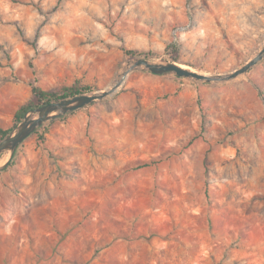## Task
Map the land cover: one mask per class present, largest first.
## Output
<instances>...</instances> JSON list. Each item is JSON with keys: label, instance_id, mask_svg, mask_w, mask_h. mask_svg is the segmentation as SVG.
<instances>
[{"label": "rangeland", "instance_id": "obj_1", "mask_svg": "<svg viewBox=\"0 0 264 264\" xmlns=\"http://www.w3.org/2000/svg\"><path fill=\"white\" fill-rule=\"evenodd\" d=\"M263 44L264 0H0V129L32 86L108 89L124 49L211 76ZM45 125L0 171V264H264V59L133 72Z\"/></svg>", "mask_w": 264, "mask_h": 264}, {"label": "water", "instance_id": "obj_2", "mask_svg": "<svg viewBox=\"0 0 264 264\" xmlns=\"http://www.w3.org/2000/svg\"><path fill=\"white\" fill-rule=\"evenodd\" d=\"M263 59L264 44L252 58L238 69H235L228 74L211 76L191 71L173 61L155 62L149 58H139L129 61L118 74L115 82L108 89L92 94H82L62 99L57 102L47 103L27 112L23 119L16 124L10 133L0 141V171H3L9 165L17 148L46 122L62 117L76 110L103 102L105 99L112 96L121 87L128 75L133 72L145 71L153 75L172 74L177 78L191 79L206 84H224L229 83L240 76L247 75L251 69Z\"/></svg>", "mask_w": 264, "mask_h": 264}, {"label": "trees", "instance_id": "obj_3", "mask_svg": "<svg viewBox=\"0 0 264 264\" xmlns=\"http://www.w3.org/2000/svg\"><path fill=\"white\" fill-rule=\"evenodd\" d=\"M123 53L128 58H136V57H141V56H144L146 58V57L151 56L150 53L142 54V53H138L136 51L129 50V49H124ZM170 60L173 62H177V59H175V57H170ZM88 92H90L89 87L80 86L79 83H77V82L74 83L70 87H63L60 93L49 92V91H45V90L41 89L38 86H32L29 99L26 101L25 104L20 106L14 114V120H13L14 125H13V127L18 122H20L23 119L24 115L27 112H29L30 110L36 109V108H38L44 104H47V103L57 102V101L62 100V99L71 98V97H74L77 95L87 94ZM47 126L48 125L41 127L40 129L36 130L33 134H37L38 137L41 140H43L44 134L47 132ZM11 130H12V128L0 129V141L2 139H4L10 133ZM149 165H150V163H144V164L140 165L138 168H144V167H147Z\"/></svg>", "mask_w": 264, "mask_h": 264}, {"label": "built area", "instance_id": "obj_4", "mask_svg": "<svg viewBox=\"0 0 264 264\" xmlns=\"http://www.w3.org/2000/svg\"><path fill=\"white\" fill-rule=\"evenodd\" d=\"M178 30H180V29H177L176 31H174V34H175V32H178Z\"/></svg>", "mask_w": 264, "mask_h": 264}]
</instances>
